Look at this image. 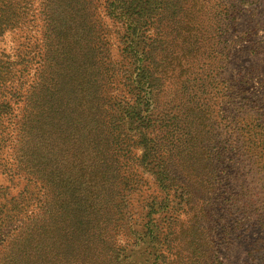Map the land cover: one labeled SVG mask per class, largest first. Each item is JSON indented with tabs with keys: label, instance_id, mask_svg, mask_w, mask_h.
<instances>
[{
	"label": "trees",
	"instance_id": "1",
	"mask_svg": "<svg viewBox=\"0 0 264 264\" xmlns=\"http://www.w3.org/2000/svg\"><path fill=\"white\" fill-rule=\"evenodd\" d=\"M99 1L40 0L35 14L17 7L29 0H0V43L9 32L27 36L12 53L0 51V120L8 122L0 132V172L25 180L29 197L15 207L23 216L36 204L18 226V214L0 206V264H125L121 237L134 248L148 241L152 264H216L207 242L191 254L180 247L205 231L216 186L190 179L178 201L151 174L155 192L146 199L147 144L130 132V121L138 129L158 121L154 100L165 89L190 90L191 59L205 47L203 40L189 56L174 54L184 41L164 39L168 17L139 43L132 16L146 10L154 22L179 5L181 36L202 25L205 0H145L155 5L149 10L144 0L109 1V16L122 28L116 59Z\"/></svg>",
	"mask_w": 264,
	"mask_h": 264
},
{
	"label": "rangeland",
	"instance_id": "2",
	"mask_svg": "<svg viewBox=\"0 0 264 264\" xmlns=\"http://www.w3.org/2000/svg\"><path fill=\"white\" fill-rule=\"evenodd\" d=\"M39 1L29 0L17 7L38 14L42 9ZM109 1L100 0L98 11L116 59L122 28L109 16ZM205 5L202 25L181 36L178 22L184 16L179 5H169L154 22L147 20L146 10L143 16H132L138 21L139 43L155 34L160 20L164 24L168 17L164 39L176 46L184 41L174 54L189 56L197 42L204 40L205 45L203 54L191 59L194 80L190 90L183 93L167 88L158 94L154 100L158 121L140 129L130 121V132L142 134V145L147 144L141 172L149 192L144 197L155 192L151 174H158L160 182L173 189L176 199L190 179L206 188L214 183L217 192L208 198L211 211L203 223L205 231L183 240L181 250L191 254L207 242L216 264H264V0H205ZM154 6L144 0L141 7L149 10ZM37 23L35 19L33 25ZM25 37L21 31L7 33L0 51L12 53ZM14 113L19 115L17 110ZM7 124V118L0 120V132ZM144 147L137 152L143 154ZM135 170L140 173V169ZM24 186L23 178L11 180L0 172V206L18 214L17 226L36 212L35 203L28 206L24 216L15 208L26 205L22 199L29 195L23 194ZM4 235L0 234V240ZM120 241L126 248L125 264H152L148 241H139L135 248L126 246L125 238Z\"/></svg>",
	"mask_w": 264,
	"mask_h": 264
}]
</instances>
